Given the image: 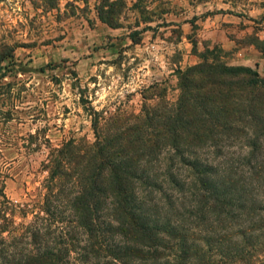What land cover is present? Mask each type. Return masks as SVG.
I'll list each match as a JSON object with an SVG mask.
<instances>
[{
  "label": "trees",
  "instance_id": "trees-1",
  "mask_svg": "<svg viewBox=\"0 0 264 264\" xmlns=\"http://www.w3.org/2000/svg\"><path fill=\"white\" fill-rule=\"evenodd\" d=\"M100 1L118 28L125 0ZM202 58L175 101L157 84L138 114L91 109L95 141L51 148L41 202L0 190V264H264V76Z\"/></svg>",
  "mask_w": 264,
  "mask_h": 264
},
{
  "label": "rangeland",
  "instance_id": "rangeland-1",
  "mask_svg": "<svg viewBox=\"0 0 264 264\" xmlns=\"http://www.w3.org/2000/svg\"><path fill=\"white\" fill-rule=\"evenodd\" d=\"M100 2L0 3V190L15 203L42 201L51 148L95 141L91 109L138 114L157 84L175 101L179 72L215 48L264 76V0H125L118 28Z\"/></svg>",
  "mask_w": 264,
  "mask_h": 264
}]
</instances>
